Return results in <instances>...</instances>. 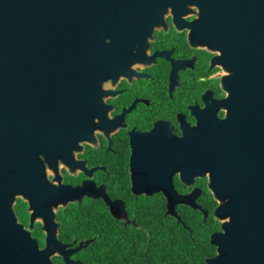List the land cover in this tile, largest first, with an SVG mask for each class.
<instances>
[{"label":"flooded vegetation","instance_id":"af4514ba","mask_svg":"<svg viewBox=\"0 0 264 264\" xmlns=\"http://www.w3.org/2000/svg\"><path fill=\"white\" fill-rule=\"evenodd\" d=\"M182 1L130 73L98 86L86 136L38 155L45 183L13 194L8 172L0 179V264H44L48 219L65 249L81 244L69 254L75 264H88L99 240L108 261L146 256L157 234L197 240L204 260L225 221L214 210L236 205L218 193L227 153L233 193L264 191L262 104L236 110L238 98L253 106L264 97L262 33L260 44L256 28L245 43L254 0ZM237 132L243 147L231 150ZM51 260L64 264L60 254Z\"/></svg>","mask_w":264,"mask_h":264},{"label":"water","instance_id":"95a60500","mask_svg":"<svg viewBox=\"0 0 264 264\" xmlns=\"http://www.w3.org/2000/svg\"><path fill=\"white\" fill-rule=\"evenodd\" d=\"M257 1V11H254ZM182 0H0V179L11 181L13 194L45 183L38 155L84 138L98 106L97 88L107 79L130 73L141 60L147 39L163 14L180 8ZM254 0L244 16L246 44L254 28L264 46V0ZM254 5V6H253ZM264 110V97L248 106L237 99L236 110ZM234 110V109H232ZM236 143L230 149L240 148ZM231 157L219 178V194L236 196L231 208L214 214L225 219L210 235L215 254L204 264H264V191L234 194ZM234 171V170H233ZM245 195V200L244 196ZM243 196V197H242ZM11 193L9 194V199ZM245 202H243V201ZM229 206V205H227ZM233 206V207H232ZM44 264L62 255L64 264L81 244L65 249L56 237V224L43 222ZM29 250H37L30 242Z\"/></svg>","mask_w":264,"mask_h":264},{"label":"trees","instance_id":"16d2710c","mask_svg":"<svg viewBox=\"0 0 264 264\" xmlns=\"http://www.w3.org/2000/svg\"><path fill=\"white\" fill-rule=\"evenodd\" d=\"M177 235V234H176ZM168 237L158 234L146 256L140 258H124L118 256L108 258L102 256L101 240L98 241L93 256L85 258L88 264H204L203 248L197 240H192L190 237Z\"/></svg>","mask_w":264,"mask_h":264}]
</instances>
